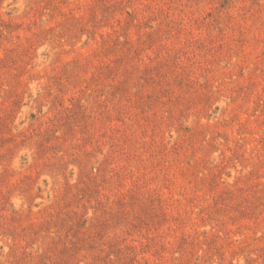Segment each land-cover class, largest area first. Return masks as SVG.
Returning <instances> with one entry per match:
<instances>
[{
	"label": "rangeland",
	"instance_id": "1",
	"mask_svg": "<svg viewBox=\"0 0 264 264\" xmlns=\"http://www.w3.org/2000/svg\"><path fill=\"white\" fill-rule=\"evenodd\" d=\"M0 264H264V0H0Z\"/></svg>",
	"mask_w": 264,
	"mask_h": 264
}]
</instances>
